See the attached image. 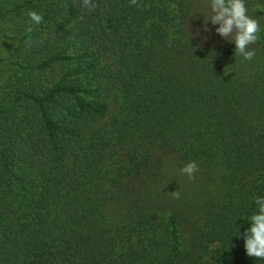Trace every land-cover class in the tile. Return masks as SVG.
Listing matches in <instances>:
<instances>
[{
	"label": "trees",
	"instance_id": "1",
	"mask_svg": "<svg viewBox=\"0 0 264 264\" xmlns=\"http://www.w3.org/2000/svg\"><path fill=\"white\" fill-rule=\"evenodd\" d=\"M93 2L0 0V264H264L240 235L264 197V31L256 66L198 43L190 0Z\"/></svg>",
	"mask_w": 264,
	"mask_h": 264
},
{
	"label": "clouds",
	"instance_id": "2",
	"mask_svg": "<svg viewBox=\"0 0 264 264\" xmlns=\"http://www.w3.org/2000/svg\"><path fill=\"white\" fill-rule=\"evenodd\" d=\"M130 4L139 6L138 0H130ZM82 6L92 11L96 9L97 4L93 0H82ZM210 8L211 16L205 20V31H210L207 28L208 21L213 25H219L216 33L235 44V57L242 56L245 60H252L256 52L251 46L259 40L260 24L257 19L248 15L246 0H211ZM27 15L29 23L25 27V32L30 34L33 31L32 25L42 23L43 16L35 10L29 11ZM25 45L26 47L32 45L30 38L25 40ZM198 170V165L194 161L181 168V172L190 179L195 178L194 174ZM171 194L179 199L178 190L172 191ZM255 204L258 211L250 217L251 227L240 235L244 238L246 255L264 260V197H256Z\"/></svg>",
	"mask_w": 264,
	"mask_h": 264
},
{
	"label": "rangeland",
	"instance_id": "3",
	"mask_svg": "<svg viewBox=\"0 0 264 264\" xmlns=\"http://www.w3.org/2000/svg\"><path fill=\"white\" fill-rule=\"evenodd\" d=\"M192 4V16L189 21L190 33L194 36V39L204 46H215L222 43H229L235 46L233 42H229L216 33V28L219 25H213L211 21H208L207 28L210 31H205V20L211 16V0H190ZM260 24V30L264 31V24ZM199 33V34H197ZM231 39V38H229ZM15 42L5 36L0 27V84L5 83L15 70V66L12 64L11 53ZM251 48L255 49V56L252 58L256 66L262 62V50L258 44L252 45ZM215 194L221 198L223 194V188L220 184L213 187Z\"/></svg>",
	"mask_w": 264,
	"mask_h": 264
}]
</instances>
